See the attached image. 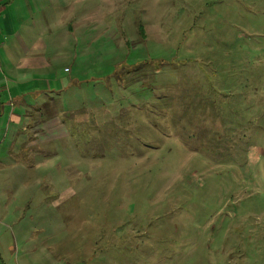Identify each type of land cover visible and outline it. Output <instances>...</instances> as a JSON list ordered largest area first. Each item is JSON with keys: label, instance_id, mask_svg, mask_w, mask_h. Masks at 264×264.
Segmentation results:
<instances>
[{"label": "rangeland", "instance_id": "obj_1", "mask_svg": "<svg viewBox=\"0 0 264 264\" xmlns=\"http://www.w3.org/2000/svg\"><path fill=\"white\" fill-rule=\"evenodd\" d=\"M68 1L61 121L0 117V264H264V0Z\"/></svg>", "mask_w": 264, "mask_h": 264}, {"label": "crops", "instance_id": "obj_2", "mask_svg": "<svg viewBox=\"0 0 264 264\" xmlns=\"http://www.w3.org/2000/svg\"><path fill=\"white\" fill-rule=\"evenodd\" d=\"M48 2L0 0V117L9 122L32 121L36 126L55 118L60 122V107L74 85L71 70L63 71L74 56L68 44L73 40L74 29L69 27L73 25V7L69 14L68 0H51L56 9L65 11L58 15L48 7L51 17L44 18V28L41 18ZM64 23L65 30L60 33L59 26ZM36 129H30L28 135L38 136L41 131ZM51 130L61 132L58 127Z\"/></svg>", "mask_w": 264, "mask_h": 264}, {"label": "built area", "instance_id": "obj_3", "mask_svg": "<svg viewBox=\"0 0 264 264\" xmlns=\"http://www.w3.org/2000/svg\"><path fill=\"white\" fill-rule=\"evenodd\" d=\"M63 71H64V72H69V70H68V69H64Z\"/></svg>", "mask_w": 264, "mask_h": 264}, {"label": "trees", "instance_id": "obj_4", "mask_svg": "<svg viewBox=\"0 0 264 264\" xmlns=\"http://www.w3.org/2000/svg\"><path fill=\"white\" fill-rule=\"evenodd\" d=\"M75 81V80H74Z\"/></svg>", "mask_w": 264, "mask_h": 264}]
</instances>
